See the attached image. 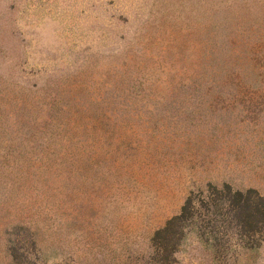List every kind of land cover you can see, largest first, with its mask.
I'll use <instances>...</instances> for the list:
<instances>
[{
  "label": "rangeland",
  "instance_id": "374dc122",
  "mask_svg": "<svg viewBox=\"0 0 264 264\" xmlns=\"http://www.w3.org/2000/svg\"><path fill=\"white\" fill-rule=\"evenodd\" d=\"M0 88V264H264L203 203L264 195V0H0Z\"/></svg>",
  "mask_w": 264,
  "mask_h": 264
},
{
  "label": "trees",
  "instance_id": "16d2710c",
  "mask_svg": "<svg viewBox=\"0 0 264 264\" xmlns=\"http://www.w3.org/2000/svg\"><path fill=\"white\" fill-rule=\"evenodd\" d=\"M136 86L143 92L151 90L150 85L146 86V82L135 84L134 87ZM2 89L0 88V92L4 91ZM51 98H53L51 109H54L59 99L54 95ZM77 115L76 112L75 120L78 119ZM77 158L82 157L77 156ZM208 198L209 201H203L211 218L207 222L215 231L218 226L228 224L240 228L242 234L249 239L254 238L253 235L264 233V195H261L257 189L250 187L241 190L234 189L229 183H224L222 187L209 183ZM196 206L194 197L188 196L180 213L170 218L165 226L155 232L152 240L160 248L158 253L161 261L167 262L173 259L177 245L185 236L184 228L194 221Z\"/></svg>",
  "mask_w": 264,
  "mask_h": 264
}]
</instances>
